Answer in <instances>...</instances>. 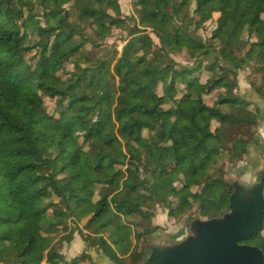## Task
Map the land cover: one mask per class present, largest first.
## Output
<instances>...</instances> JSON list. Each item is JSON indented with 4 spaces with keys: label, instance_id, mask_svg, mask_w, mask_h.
Instances as JSON below:
<instances>
[{
    "label": "trees",
    "instance_id": "trees-1",
    "mask_svg": "<svg viewBox=\"0 0 264 264\" xmlns=\"http://www.w3.org/2000/svg\"><path fill=\"white\" fill-rule=\"evenodd\" d=\"M134 5L137 30L120 57L87 61L78 58L85 47L125 23L119 0H0V259L94 263L87 252L67 261L56 248L69 232L66 241L78 233L114 264H127L125 257L143 258L133 243L158 229V207L177 220L196 201L204 217L228 207L233 186L223 170L210 169L222 152L234 163L249 153L253 140L229 136L227 127L240 134L262 119L241 92L239 72L264 73V0ZM214 18L211 36L191 34ZM183 53L196 61L185 66L172 56ZM74 58L75 68L60 76ZM252 85L264 99V83ZM45 93L57 102L56 116L42 105ZM176 166L187 174L172 177Z\"/></svg>",
    "mask_w": 264,
    "mask_h": 264
},
{
    "label": "rangeland",
    "instance_id": "rangeland-1",
    "mask_svg": "<svg viewBox=\"0 0 264 264\" xmlns=\"http://www.w3.org/2000/svg\"><path fill=\"white\" fill-rule=\"evenodd\" d=\"M121 10H122V16L125 17L122 20H124V24L120 28L113 29L112 34L110 38L106 39L105 41H99L97 39L98 44L93 47L92 44H88L84 51L82 52V56L78 57L79 59L82 58V60H87L89 57L88 55H95V58L102 57L104 58H119L122 54L125 46L130 41L131 33L135 30H137V24H138V13L135 9L134 0H119ZM136 10V11H135ZM71 12H74L72 9ZM26 12V11H25ZM215 17H218V15H215ZM75 20V18H73ZM217 18H214L213 20H210L206 24H202L192 27L191 34L195 38H208L212 35L216 28V21ZM211 22V23H210ZM86 33L89 36H93V29L88 28L86 30ZM146 34H141L140 36H143ZM147 35L149 38L156 44L159 45V40L156 37V35L152 32L151 29L147 31ZM33 39L37 38L36 35L32 36ZM255 41V39H253ZM238 53V56L244 55L243 53ZM93 54V55H92ZM34 54L26 55V60L32 64V66L36 65L38 62V59L34 57ZM175 60L181 64H184L185 66H191L193 61H196L194 59L191 62L190 56H188L187 53L183 54H173L172 55ZM34 57V58H33ZM55 59V63H57L60 60ZM86 58V59H85ZM215 59H218L217 55H211L209 57L210 61H213ZM74 61L76 59L70 60L68 63H66L65 71L63 70L59 75L63 76L66 74L67 69L73 70L74 67ZM88 61V60H87ZM33 62V63H32ZM91 63H88V65ZM254 67L256 68L257 65H261V63L254 62ZM71 72V71H70ZM209 73L205 70L201 71V79H204L205 81L209 78ZM264 83V73L255 72L252 68L245 69L239 72V84L241 87V92L244 95H248L247 98L258 104L262 111L264 112V99L263 97L258 96L256 93L252 90V84L261 86ZM252 90V92H251ZM161 93V89H159ZM50 93H45L42 95V105L47 109V111L56 116V110H57V102L55 99L50 98L48 95ZM250 110H254L253 107H250ZM218 123L213 124V128L215 129L218 127ZM247 126V125H246ZM247 126L244 129V133L238 134V127L237 126H231L227 127V131L229 136L231 134H234V138H247L253 140L249 147V153L243 157L241 161H237V163L231 162L230 158L228 157V153L222 152L220 156L217 157V163H215L211 169V174L218 176L219 171L223 170L224 173V179L226 182L231 184L233 186V192L234 184L236 185L237 189H241L246 187L247 189L251 190L254 186L258 184V179L261 177V171L264 165V161L262 159V153L264 154V119L262 118L260 120V124L258 127H250L249 129ZM251 130V132H250ZM250 132V133H249ZM231 146V145H230ZM187 174V168L182 166H176L171 170V176L172 177H178L179 175ZM264 180V177H263ZM194 192L198 191L201 192V188H194ZM264 194V193H263ZM231 195V196H232ZM231 196H230V202L228 207L225 208L222 215L215 216L212 214L209 217H204L200 215L199 205L198 201L193 203V209L190 212L189 215L185 216L184 218L177 219H171L168 216V210L164 207H158L157 208V216L154 219V226L158 227L156 230H151L152 235L148 236L145 240H139L135 241L136 243V250L138 252L142 253V259L139 257H134V260L131 261V258L125 257L123 258L124 261H126L127 264H147V260H150L152 258L154 252H170L174 251L177 248L181 247L189 238L196 236L195 231V223L196 222H205V221H223L228 215H231L232 211L230 208L231 204ZM250 197H246L244 200H249ZM70 226L73 227L72 224ZM75 228V227H74ZM144 226H142L141 229H143ZM69 232H66L64 234H61L57 237V243L56 248L59 249L64 255L67 261H71L73 258H76L78 256H81L84 252L89 253L93 257V262L91 261H85V264H114L111 262L105 255H102L100 252H96L94 248L91 247L90 244H86L82 237L76 233L75 238L72 242L66 241L67 234ZM254 237V236H253ZM250 238L246 241H243L242 244H246L244 242H248ZM247 245H251L248 244ZM264 245V228L261 230L260 235L256 238L254 244L251 246H255L260 248V246ZM262 250V248H260ZM263 251V250H262ZM264 252V251H263ZM120 253V251H118ZM123 257V256H122ZM133 259V258H132ZM152 263V262H151ZM0 264H10L2 259H0ZM45 264V263H44ZM150 264V261L149 263Z\"/></svg>",
    "mask_w": 264,
    "mask_h": 264
},
{
    "label": "water",
    "instance_id": "water-1",
    "mask_svg": "<svg viewBox=\"0 0 264 264\" xmlns=\"http://www.w3.org/2000/svg\"><path fill=\"white\" fill-rule=\"evenodd\" d=\"M246 189H235L231 215L223 221L196 222L195 237L174 251L154 252L150 264H264L260 248L242 244L264 228L263 176L247 189L249 200H244Z\"/></svg>",
    "mask_w": 264,
    "mask_h": 264
},
{
    "label": "flooded vegetation",
    "instance_id": "flooded-vegetation-1",
    "mask_svg": "<svg viewBox=\"0 0 264 264\" xmlns=\"http://www.w3.org/2000/svg\"><path fill=\"white\" fill-rule=\"evenodd\" d=\"M260 175L262 176V171H261ZM248 192H249V190L246 189V195L244 196V199L249 196Z\"/></svg>",
    "mask_w": 264,
    "mask_h": 264
},
{
    "label": "crops",
    "instance_id": "crops-1",
    "mask_svg": "<svg viewBox=\"0 0 264 264\" xmlns=\"http://www.w3.org/2000/svg\"><path fill=\"white\" fill-rule=\"evenodd\" d=\"M262 118L264 119V112H263Z\"/></svg>",
    "mask_w": 264,
    "mask_h": 264
}]
</instances>
